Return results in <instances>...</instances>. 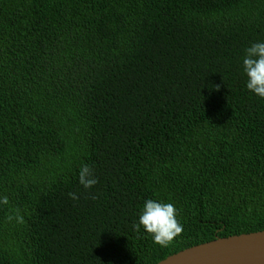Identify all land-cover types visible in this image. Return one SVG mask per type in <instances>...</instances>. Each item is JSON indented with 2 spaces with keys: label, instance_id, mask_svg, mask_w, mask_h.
Listing matches in <instances>:
<instances>
[{
  "label": "trees",
  "instance_id": "1",
  "mask_svg": "<svg viewBox=\"0 0 264 264\" xmlns=\"http://www.w3.org/2000/svg\"><path fill=\"white\" fill-rule=\"evenodd\" d=\"M258 42L264 0H0V264H157L264 231ZM149 199L178 211L167 248L133 230Z\"/></svg>",
  "mask_w": 264,
  "mask_h": 264
},
{
  "label": "clouds",
  "instance_id": "2",
  "mask_svg": "<svg viewBox=\"0 0 264 264\" xmlns=\"http://www.w3.org/2000/svg\"><path fill=\"white\" fill-rule=\"evenodd\" d=\"M243 73L246 76V88L254 95L264 99V42L254 43L244 51L242 60ZM217 90L219 86H216ZM79 184L85 189L94 187L98 180L94 170L88 164H82L78 174ZM73 200L78 199L76 193H69ZM96 199L95 196L92 197ZM7 196L0 197V205H8ZM178 211L173 203L160 202L149 199L145 201L138 217V223L132 225L133 230L139 232L141 228L150 235L153 243L167 248L182 234L183 225L177 219ZM18 224L24 223V218L16 210L15 216L9 215L8 220Z\"/></svg>",
  "mask_w": 264,
  "mask_h": 264
},
{
  "label": "water",
  "instance_id": "3",
  "mask_svg": "<svg viewBox=\"0 0 264 264\" xmlns=\"http://www.w3.org/2000/svg\"><path fill=\"white\" fill-rule=\"evenodd\" d=\"M157 264H264V231L215 238Z\"/></svg>",
  "mask_w": 264,
  "mask_h": 264
}]
</instances>
